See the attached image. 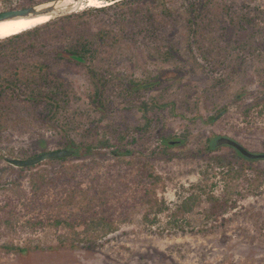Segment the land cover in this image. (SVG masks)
<instances>
[{"label":"rangeland","instance_id":"rangeland-1","mask_svg":"<svg viewBox=\"0 0 264 264\" xmlns=\"http://www.w3.org/2000/svg\"><path fill=\"white\" fill-rule=\"evenodd\" d=\"M41 1L0 0V11L11 3L54 2ZM186 1H127L131 11L125 22L116 8L86 18L91 31L104 26L123 33L118 48L102 57L110 70L106 111L90 100L85 67L51 53L42 59L61 76L60 96L67 102L54 114L45 101L7 103L9 114L0 127V264H264V157L248 158L232 146L216 145L226 136L264 153V0H206L196 25L186 19ZM166 49L171 59L158 61L157 50ZM150 78H155L152 88L126 89L131 80ZM150 98L173 109L150 113V126L137 129L142 124L137 105ZM118 133L142 143L132 145L139 153L131 155L161 174L157 195L167 208L151 223L143 218L146 208L137 205L94 244L73 246L82 226L72 230L39 221L50 210L28 207L29 179L80 162L98 163L92 172H102L115 160L111 149L93 147L91 154L75 152L27 169L4 158L65 148L68 138L93 142ZM162 134L179 137L168 140L165 154L154 155L153 147L163 146ZM188 196L197 202L182 211L179 205Z\"/></svg>","mask_w":264,"mask_h":264},{"label":"trees","instance_id":"trees-1","mask_svg":"<svg viewBox=\"0 0 264 264\" xmlns=\"http://www.w3.org/2000/svg\"><path fill=\"white\" fill-rule=\"evenodd\" d=\"M47 0H42L45 2ZM113 1V2H112ZM130 0H110L111 3L87 8L80 12L55 16L37 26L0 39V127L7 120V103L25 102L39 104L44 102L48 110H54L62 105L60 96L61 76H59L44 59L49 53L57 60L81 64L85 67L89 78L90 100L94 106L106 111L104 93L108 87L109 66L102 61L103 55L110 56L112 50L118 48L123 33L109 27L99 26L96 30L85 27L87 17L93 12L107 13L114 8L120 9L121 19L125 22L128 9L124 6ZM140 1V0H134ZM186 19L198 24L203 8L207 7L206 0L186 1ZM211 3V2H210ZM32 4H8L4 9L28 7ZM166 9L165 2H163ZM88 7V6H87ZM90 7V6H89ZM83 9V8H82ZM131 11V10H130ZM143 19V17H142ZM148 22V19H145ZM109 53V54H107ZM37 57L30 59V55ZM158 61H169L172 57L170 50H157ZM160 77V74L155 78ZM155 78L148 80H131L128 82L129 92L138 93L141 89L154 87ZM64 86V85H63ZM75 99H78L75 96ZM167 102H159L155 98L141 100L137 108L142 112V124L138 128L146 130L150 126V113L172 110ZM50 114V115H51ZM49 115V116H50ZM67 134V132H66ZM178 135H161L163 146H154L152 154H165L169 139ZM177 142L178 140H174ZM138 143V138L125 137L118 133L114 138L101 136L95 141L75 142L68 138L65 148L74 149L75 154H91L93 147L111 149L115 160L102 172H92L98 163L80 162L71 165H61L53 176L36 173L29 179L31 195L26 204L30 208L50 210L44 218L38 220L59 226L64 224L69 229L82 226V232H77L72 239L73 246L80 243L94 244L99 235L107 234L114 229L116 220L125 217L137 205L145 207L143 218L155 222L159 213L167 208L164 198L157 195V185L162 180L148 161L131 154L139 153L132 148ZM161 151V152H160ZM44 152V151H43ZM127 156L130 158L127 159ZM62 159H66L62 157ZM116 167V172L110 167ZM31 166H26L30 168ZM197 202L196 196H188L179 205L180 210L189 211ZM35 223V222H34ZM9 251L22 250L13 245H5Z\"/></svg>","mask_w":264,"mask_h":264},{"label":"water","instance_id":"water-1","mask_svg":"<svg viewBox=\"0 0 264 264\" xmlns=\"http://www.w3.org/2000/svg\"><path fill=\"white\" fill-rule=\"evenodd\" d=\"M58 1L59 0H54L55 3H57ZM75 1H81V0H75ZM51 10H52L51 6H44L42 8H40L39 6L12 8V9L0 11V20L7 18H14V17H22L30 14H41ZM62 13L63 12L59 13L58 15H61ZM223 144H227L229 146L236 148L242 155L248 158L264 157V153L251 152L250 150L245 148L242 144H240L239 142H237L232 138L226 136L218 137L216 140V145H223ZM74 152H75L74 149L71 148H60L55 150H47L25 158L5 157L4 160L14 167L21 168V167L36 165L47 159L68 157L73 155Z\"/></svg>","mask_w":264,"mask_h":264},{"label":"bare ground","instance_id":"bare-ground-1","mask_svg":"<svg viewBox=\"0 0 264 264\" xmlns=\"http://www.w3.org/2000/svg\"><path fill=\"white\" fill-rule=\"evenodd\" d=\"M105 0H59L40 6H51L52 10L41 14H30L22 17H14L0 20V39L11 36L37 26L57 16L61 12L80 10L87 6H100Z\"/></svg>","mask_w":264,"mask_h":264}]
</instances>
